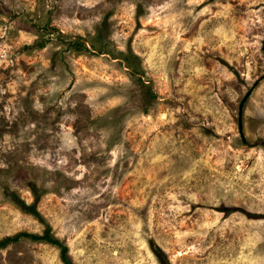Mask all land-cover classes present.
Returning <instances> with one entry per match:
<instances>
[{
	"label": "rangeland",
	"instance_id": "374dc122",
	"mask_svg": "<svg viewBox=\"0 0 264 264\" xmlns=\"http://www.w3.org/2000/svg\"><path fill=\"white\" fill-rule=\"evenodd\" d=\"M46 230L71 264H264V0H0V242Z\"/></svg>",
	"mask_w": 264,
	"mask_h": 264
},
{
	"label": "trees",
	"instance_id": "16d2710c",
	"mask_svg": "<svg viewBox=\"0 0 264 264\" xmlns=\"http://www.w3.org/2000/svg\"><path fill=\"white\" fill-rule=\"evenodd\" d=\"M27 209H30V208H27ZM30 211L32 215H36L34 211L32 210ZM19 238H29L33 242H42V243L51 245L53 247H56L59 249L60 260L62 264H71V261L69 260L68 255H67L68 248L65 245L63 246L58 240L53 238L50 235L48 230L44 231L42 235H30V234L22 233L12 238H6L0 242V250L10 243L17 242Z\"/></svg>",
	"mask_w": 264,
	"mask_h": 264
},
{
	"label": "water",
	"instance_id": "95a60500",
	"mask_svg": "<svg viewBox=\"0 0 264 264\" xmlns=\"http://www.w3.org/2000/svg\"><path fill=\"white\" fill-rule=\"evenodd\" d=\"M239 111H241V107H240V110ZM239 115H240V112H239ZM263 142V141H262Z\"/></svg>",
	"mask_w": 264,
	"mask_h": 264
}]
</instances>
